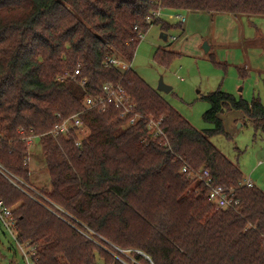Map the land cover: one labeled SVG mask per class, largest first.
Segmentation results:
<instances>
[{
    "label": "trees",
    "instance_id": "16d2710c",
    "mask_svg": "<svg viewBox=\"0 0 264 264\" xmlns=\"http://www.w3.org/2000/svg\"><path fill=\"white\" fill-rule=\"evenodd\" d=\"M158 11L264 17V0H0V165L28 185L25 138L37 136L51 185L26 194L0 174V200L16 207L18 242L36 246L37 264H120L45 209L47 200L78 228L140 251L154 264H264V192L241 186L239 167L210 140L225 134L220 115L226 110L242 111L264 132L260 99L249 102L222 90L208 94L204 120L214 129L199 131L132 69L121 76L104 68L108 57L133 61L139 36L148 33V19ZM153 25L164 32L173 28L159 20ZM176 57L167 48L155 53L166 68ZM79 66L90 94H100L106 82H121L139 113L163 117L169 146L144 120L124 127L112 107L85 111L82 90L68 78L57 80ZM77 113L90 131L79 148L76 138L58 144L48 135L58 115ZM183 162L234 188L237 211L216 209L207 190L181 173Z\"/></svg>",
    "mask_w": 264,
    "mask_h": 264
},
{
    "label": "rangeland",
    "instance_id": "374dc122",
    "mask_svg": "<svg viewBox=\"0 0 264 264\" xmlns=\"http://www.w3.org/2000/svg\"><path fill=\"white\" fill-rule=\"evenodd\" d=\"M165 13L168 14L162 16V21L173 28L164 32L161 25H153L139 43L131 63L132 70L151 89L158 92L162 78L172 91L158 92L160 96L199 131L214 129L204 120V114L210 109L204 97L210 93L222 90L249 102L258 98L264 105L263 16L183 12L186 22L180 28L176 18L179 13ZM163 33L166 40L162 39ZM205 44L210 48L208 53L204 50ZM160 48L178 55L167 68L155 60ZM240 70L248 76L242 77ZM220 118L225 134L211 138L212 144L239 166L245 179L251 176L256 187L264 192V132H257L242 111L226 110ZM89 135L90 131L85 129L79 138L86 139ZM28 157L31 171L28 185L36 191L51 190L40 140L31 146ZM259 159L263 166L257 167ZM0 264H26L15 240L1 224Z\"/></svg>",
    "mask_w": 264,
    "mask_h": 264
},
{
    "label": "built area",
    "instance_id": "2783aa9c",
    "mask_svg": "<svg viewBox=\"0 0 264 264\" xmlns=\"http://www.w3.org/2000/svg\"><path fill=\"white\" fill-rule=\"evenodd\" d=\"M162 11L154 12L152 17L148 19V24L150 27L153 26L154 22L159 20L162 16ZM176 18L179 21V24H184L186 22L185 17L182 13L176 15ZM146 36V35H145ZM144 35L139 36L140 42L145 38ZM132 62H125L120 60L117 57H108L105 60L104 68L117 71L119 74H125L132 69ZM81 70L80 66L74 70V72L65 77H59L57 80L60 83H64L67 78L76 84L84 93L83 107L85 111L98 110L100 112H106L110 107L116 109L119 112V117L122 121L125 122L126 127H133L138 125L142 120L146 121L147 129L149 132L156 138L164 140L165 144L169 146L167 136L164 129L162 128L164 118L156 119L154 116H144L137 111V104L135 99L129 94L121 82H106L102 84L101 93L98 95H92L88 91V79H81ZM58 123L53 127V129L48 133L55 141L59 139H70L76 138L75 146L79 148L82 144L80 139V133L86 129V124L81 118V113H77L68 118H62L58 115ZM21 134L24 131L20 132ZM37 136H29L25 138V142L28 146V151L31 146L38 140ZM26 165H30L29 157H27ZM181 173L187 177L193 183L201 184L204 189L207 190V199L214 207L218 210H235L240 206L239 199L234 197L235 189L228 188L222 185H217L215 180L211 176L209 170L201 169L196 170L192 168L189 164L183 162ZM0 174L17 187L22 192L29 194L27 191H32L36 194L32 187L25 184L23 181L14 177L9 173L5 168L0 165ZM241 186L248 188L254 187V183L251 180H244ZM32 199H35L31 196ZM47 200V199H45ZM48 205L44 207L54 215H56L63 222L68 224L77 230L82 236L94 243L97 247L104 249L107 253H110L120 264H144L136 257V254L145 258L148 264H154L151 258L146 256L144 253L137 250H123L119 247L113 245L101 235L93 231L92 229L83 226V229L78 228L77 224H80L77 220L68 216L61 208L56 205H53L49 200H47ZM44 205L42 202H40ZM54 208V209H53ZM73 219L69 220L68 218ZM0 224L3 225L10 235L15 240L16 244L19 247V250L22 253V256L26 264H37V248L36 246H31L29 244L22 245L18 242V230L17 222L13 215V209L7 207L2 200H0Z\"/></svg>",
    "mask_w": 264,
    "mask_h": 264
},
{
    "label": "crops",
    "instance_id": "0c3cea01",
    "mask_svg": "<svg viewBox=\"0 0 264 264\" xmlns=\"http://www.w3.org/2000/svg\"><path fill=\"white\" fill-rule=\"evenodd\" d=\"M167 12H172V11H167ZM174 13H175V12H174ZM166 14H168V13L163 12V13H162V16H163V15H166ZM162 16H161V18L159 19L160 22H163V21H162ZM167 16H168V15H167ZM167 16H166V17H167ZM173 17H174V15H172V16L169 15V16H168V18H173ZM163 23H166V22H163ZM166 24L170 25L169 23H166ZM180 25L182 26L183 24H180ZM155 26H156V25H155ZM170 26H171V25H170ZM162 39H164V40L167 39V36H166L165 33L162 34ZM209 51H210V50H209ZM172 52H173V51H172ZM245 72H246V71H245ZM240 74H241L242 77H243V76L245 77L248 73L246 72V73L244 74L243 71L240 70ZM247 76H248V75H247ZM247 76H246V77H247ZM262 163H263L262 159H259V161H258V163H257V167H258V166H261ZM29 166H30V165H29ZM262 166H263V165H262ZM238 167H239V166H238ZM30 172H31V171H30ZM49 179H50V177H49ZM244 180H251V181L254 183V181L252 180L251 176L249 177V179H245V178H244ZM255 184H256V183H254V185H255ZM255 187H256V185H255Z\"/></svg>",
    "mask_w": 264,
    "mask_h": 264
},
{
    "label": "water",
    "instance_id": "95a60500",
    "mask_svg": "<svg viewBox=\"0 0 264 264\" xmlns=\"http://www.w3.org/2000/svg\"><path fill=\"white\" fill-rule=\"evenodd\" d=\"M204 50L206 53L209 52L210 48L207 44L204 45ZM157 91L160 93H165V94H169L172 91V88L168 87L167 85H165L163 79L161 78L160 82H159V86L157 88Z\"/></svg>",
    "mask_w": 264,
    "mask_h": 264
}]
</instances>
